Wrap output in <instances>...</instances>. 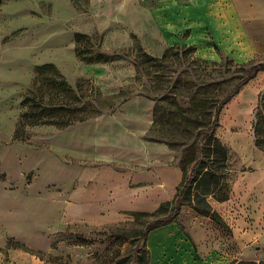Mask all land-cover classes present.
<instances>
[{
    "label": "rangeland",
    "instance_id": "374dc122",
    "mask_svg": "<svg viewBox=\"0 0 264 264\" xmlns=\"http://www.w3.org/2000/svg\"><path fill=\"white\" fill-rule=\"evenodd\" d=\"M11 1L0 3V79L17 74L22 83L29 80L15 89L0 84V116L8 127L16 116L15 134L35 67L48 64L37 60L51 59L48 47L60 32L66 50L61 63L50 64L78 99L71 100L77 118L69 127L21 125L20 141H11L55 158L37 159L28 172L34 163L24 150L23 168L8 173L20 194L7 185V196H0V223L13 224L0 226L7 238L0 248L4 262L16 250L42 264H264V153L253 132L264 92V21L247 24L246 36L232 32L223 49L210 29L195 27L185 15L194 0H65V15L59 3H46L18 18L6 10ZM33 21L55 30L32 38ZM76 33L89 36L80 39L79 56ZM36 88L35 95H43L44 87ZM46 98L59 107L66 100L63 93L60 101ZM132 98L150 105L153 123L144 139L164 145L171 163H120L115 159L122 148L113 150L111 162L60 150L59 131L111 115ZM218 109L216 135L228 150V170L208 201L223 225L184 206L174 216L178 223L149 230L164 219L160 208L172 201L182 180L180 161L190 160ZM25 133L28 143L22 142ZM125 150L128 158H145ZM150 152L151 159L158 154ZM74 166L82 169L75 172ZM35 206L38 211L30 208ZM146 252L144 261L139 257Z\"/></svg>",
    "mask_w": 264,
    "mask_h": 264
},
{
    "label": "crops",
    "instance_id": "0c3cea01",
    "mask_svg": "<svg viewBox=\"0 0 264 264\" xmlns=\"http://www.w3.org/2000/svg\"><path fill=\"white\" fill-rule=\"evenodd\" d=\"M46 3H59L57 7L58 9H61V14H66L65 0H12L11 5L8 6L6 10L8 13H11L9 16L18 18L19 16H24L30 13L31 10H36L37 7ZM190 9L191 10L185 14L189 21H193L192 24L197 28L203 26L210 29L214 40L222 48L225 44L229 45L225 39L232 35V32L246 36L245 27L247 24L254 21H264V0H194L192 1ZM33 22L35 26L32 29V38L43 33L46 28L54 29V26L48 23L40 25L37 21ZM58 36L59 41L53 43L54 46L48 47L49 53L52 54V56L55 55V53H58L57 56H54L56 59L51 56V59L49 60L37 61L48 62V64L61 63V50H66V36L62 37L61 32ZM61 38L63 39L62 41H60ZM19 40L20 39H16L15 41ZM19 63V60H17L14 65H19ZM7 71L12 74L15 72V67L10 66L7 68ZM28 80L29 77L26 82ZM26 82L22 83L17 74L12 78L9 76L0 79V84L11 85L13 89L24 85ZM3 116H0V134L4 136H0V196L6 197V193L8 192L7 185L10 187L14 186V190H9L14 196L20 194L18 193V187H16L17 181L14 182L13 179L9 178L8 173L9 171L16 172L23 168L21 157L24 150L27 152L26 158L28 157V160H33V163L39 158H50V161H54L55 155H46L44 152H36L20 145L11 144L15 135L16 116L9 119L11 122L9 123V127L7 125V118ZM152 123L153 115L150 105L145 107L144 101L139 98H132L111 115L104 116L103 118H95L77 126H72L65 131H59V134L56 136L57 141H53L61 143V145L58 146L61 147L60 150L63 152L68 150L69 153L81 157L84 160H102L111 162L113 161L111 156L114 152L113 150L115 149L116 151V149L118 150V148H122L118 153L120 154V157L115 159L117 161L119 160L120 163L139 166H147L151 163H153V165L171 163L174 157L164 145H153L149 142L146 143L144 139L146 133L149 132ZM120 136H122V138H120ZM126 148H133L134 153L138 151V154L145 156V158H138L135 160L128 158L127 155L129 154V151L125 150ZM151 148H154V150L158 152L157 156L153 159H151ZM151 160L153 161L151 162ZM34 165L35 163L32 164V167L28 168L27 171L31 172ZM76 168L79 170L82 169L81 166H74L72 170L75 172L78 171ZM159 186H162V184ZM30 208L34 211H38V206H35L34 209L33 207ZM51 210L59 211L61 208L53 206ZM0 226L12 227L13 224L1 222ZM6 239V236L0 235V248L6 246ZM5 259L6 256L0 254V264H6V262H4ZM8 261L10 263L8 262L7 264H42L31 257H25L16 250H10Z\"/></svg>",
    "mask_w": 264,
    "mask_h": 264
},
{
    "label": "trees",
    "instance_id": "16d2710c",
    "mask_svg": "<svg viewBox=\"0 0 264 264\" xmlns=\"http://www.w3.org/2000/svg\"><path fill=\"white\" fill-rule=\"evenodd\" d=\"M82 38H89V36L76 33V53L78 56L80 54L79 52H81L79 43ZM249 76L244 83H247L252 78L251 75ZM37 86L44 87L42 90L43 95H35ZM79 86L81 84L76 85V88L79 89ZM62 93L65 95L66 100H63L60 107L58 104L47 103L45 101L49 95L52 101L54 99L55 101H60ZM72 99H78L76 98L74 86L69 83L54 64L49 63L36 66L31 85L24 95L22 102L23 112L20 115L13 140L20 141L19 127L21 125H25V128L27 126L48 125L55 126L59 129H64L72 125L73 120L77 118L76 109L72 108L71 105ZM219 111L220 109L213 116L211 114L209 121L206 120L210 126H208L207 131L201 133L197 150H193L194 152L190 156V160L181 159L180 168L182 171V180L177 188L176 194L172 201L162 204L160 208V212L164 211L166 214L163 215L164 219L158 221L149 230L170 223H178L177 218L174 216H178L184 206H190L199 215L209 217L213 221L223 225L221 216L213 210L208 201V197L218 189L224 174L228 170V150L216 135V129L219 123ZM197 122L201 125L200 120ZM253 132L256 148L264 153V92L260 94L255 108ZM29 140V134L25 133L22 142L28 143ZM188 163L192 166L188 167ZM148 254L146 252L139 258L146 261Z\"/></svg>",
    "mask_w": 264,
    "mask_h": 264
}]
</instances>
